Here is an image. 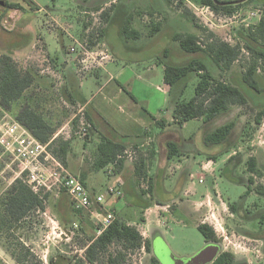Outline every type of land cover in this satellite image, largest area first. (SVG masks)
Returning a JSON list of instances; mask_svg holds the SVG:
<instances>
[{"label":"rangeland","instance_id":"1","mask_svg":"<svg viewBox=\"0 0 264 264\" xmlns=\"http://www.w3.org/2000/svg\"><path fill=\"white\" fill-rule=\"evenodd\" d=\"M0 1L3 2L0 4V53H9L20 67L30 69L37 77L33 87L24 93L17 105L9 111L0 108V122L15 120L19 107L29 102L56 127V136L72 137L71 150L67 155L68 166H65L67 170L77 176L84 173L97 182L94 187L98 193L104 194L105 206L109 211H113L115 217L135 225L143 238H146L147 230L150 231V253L144 248L128 251L125 264H151V257H155L159 264H173L172 257L190 258L208 244L218 247L217 255L223 251L232 252L236 264H264V222L259 219L264 212V198L253 190L258 185L264 186L263 60L257 61L255 79L259 91L243 83L240 85L249 99L247 105H233L210 122L200 118L187 121L182 128L173 126V130L184 138L178 141L192 145L184 156L169 158L164 168L159 169L157 163L152 168L154 174L161 171L160 179L157 176L160 180L159 190L154 194L158 199L145 196L159 210V215L151 213L145 222L141 219L145 206L140 205L132 193H128L126 199L124 193L121 197L106 194L107 187L116 176L108 171L112 166L98 171L92 169L102 136L99 130L96 132L89 128L88 135L80 136L81 127L86 124L82 115L84 106L78 100L70 102L64 96L65 91L70 93L72 88H77L75 85H79L84 72L95 70L96 74L87 75L88 84L83 91L88 99L94 95L93 104L102 103L104 112H112L122 121L132 114L127 106H122L123 114H118L117 99L111 103L115 109L114 106L109 109V100L103 99L105 91L97 93V80L103 84L108 76L113 78L108 87L110 90L119 88L115 83L118 81L122 100L129 98L127 91L131 90L135 96H149L154 107L164 96L157 87L166 88L161 62L180 65L196 56L181 51L178 42L172 39L175 33H194L201 40L205 36L204 29H209L222 40L234 44L238 41L239 28L257 23L262 14V5L252 2L237 8L231 15H223L214 14L196 0H183V5L189 8L194 17L191 20V16L178 7L179 0H32L33 8L26 0ZM12 3H18L19 7H11ZM95 6H100V10H94ZM105 10L113 16L109 17V24L101 17ZM128 14L131 15L130 27L140 32L142 41L138 38L137 41L130 39L125 42L119 35V22L122 16ZM155 22L161 23V28L150 36V27ZM104 27L105 32L101 35L100 28ZM140 41L149 42L150 47L129 49ZM78 42L85 43L93 52H107L109 59L102 61L100 66L84 69L79 61L80 55L69 50ZM110 49L115 54V63L109 68L111 73L108 75L104 68L114 58ZM166 49L168 52L165 56ZM197 56L202 57L201 54ZM252 60V54L242 50V55L228 71H221L210 59H206V62L216 77L237 84ZM76 61L79 81L74 77L73 67L70 68ZM148 72L152 74L147 75ZM146 79L151 84L140 81ZM131 80H136L133 87ZM129 82L130 85H127ZM138 82L147 84L146 90ZM185 82L181 98L187 100L194 95L198 77L192 74ZM173 91L170 98L174 99L181 91L179 88ZM259 112L262 114L258 122ZM132 116L138 117L135 114ZM75 118L77 121L73 123ZM230 122L233 128L225 141L214 145L204 143L206 133ZM156 127L153 126V129ZM122 140L128 141L126 138ZM143 141L144 146L138 148L144 152L152 149L149 139ZM134 146L138 145L128 144L123 155L131 166L136 158ZM251 156L256 158L260 175L248 170L247 160ZM207 162L209 165L202 168V163ZM131 169L125 172L126 177H132ZM18 171L19 162L0 147V195L16 178ZM249 177L253 178L252 183H249ZM248 186L251 190L242 197ZM139 188L147 190L146 181ZM40 193L46 194L45 210L31 212L13 229L0 232V247L9 254L15 253L21 264H90L84 258V246L89 243V238L96 237L93 217L68 207L54 192ZM157 201L174 202L164 208L165 204L157 207ZM193 201L200 203L198 205ZM233 203L237 204L234 213L229 208V204ZM213 218L219 219L221 224L214 230L219 241L208 243L195 223L211 225ZM114 249L115 246L110 248L111 251ZM0 264L7 263L0 257ZM94 264L106 263L98 260Z\"/></svg>","mask_w":264,"mask_h":264},{"label":"trees","instance_id":"2","mask_svg":"<svg viewBox=\"0 0 264 264\" xmlns=\"http://www.w3.org/2000/svg\"><path fill=\"white\" fill-rule=\"evenodd\" d=\"M236 1L239 0H196L199 5L208 7L214 14L223 15H231L237 8L252 2L256 5H262V14L257 23L239 28L237 30L238 41L234 44L222 40L209 29H204L205 36L201 40L194 33H175L172 36V39L178 42L181 51L188 55H196L180 65L161 62L164 67L163 80L169 86V94H173V90L176 88L181 91L174 99L172 98L173 124L180 126L187 121L200 118L204 122H210L233 105H247L249 99L240 88L242 83L259 91L255 78L258 67L257 61L259 59L264 61V0H246L238 3ZM26 2L30 7H34L32 0H26ZM10 5L11 7H19L18 3ZM178 7H182L183 13L191 16V20H194L189 8L183 5V0H179ZM94 10H100V6H95ZM101 17L106 22L109 21L110 14L105 10L101 13ZM130 20L131 15L128 14L121 30L125 40L138 39L140 37V32L130 27ZM160 28L161 23H152L149 35L152 36L157 33ZM104 30L105 27L100 28L99 33L103 35ZM242 50L252 54L253 60L240 76V83L236 84L221 80L208 68L206 59H210L221 71L230 70L234 62L242 55ZM166 52H168V49L165 50V56L167 55ZM199 54L202 57H198L197 55ZM96 73L97 71L95 70H88L84 72V75H94ZM192 74L198 77V82L194 87V95L187 100L182 99V89L186 86L185 81ZM36 80V74L28 68L20 67L9 53H0V108L6 111L11 110L13 106L17 105L24 93L33 87ZM64 96L70 102L72 100L76 102V99L84 105L82 115L86 124L89 125V129L99 130L96 123H103L105 126L109 125L106 122L104 123V120L95 119L94 114H90L89 107L87 108L85 105L86 100L80 97L77 88H72L70 93L65 91ZM261 114L262 112H259L257 116L258 122ZM15 120L28 128L39 141L48 143V149L51 154L64 166H68L67 155L71 150V136L69 138H64L60 135L56 136V127L48 122L42 113L38 112L29 102L19 107L15 114ZM73 121V123H76L77 118ZM156 122L162 126L167 123L163 118L156 120ZM232 128V122L215 128L205 134L204 143L206 145L221 144L227 139ZM101 136L102 138L96 148V157L92 169L98 171L112 166L113 173L120 172L124 164L123 155H125L126 144L122 140L117 139L118 137L115 138L104 134H101ZM134 147L136 149V158L133 165V175L137 180V185L140 186L146 181L148 188L147 190H140V200L143 201L141 197L151 193L152 189L151 178L147 175V167L150 160L154 157V150L150 149L144 152L138 146ZM167 147L168 159L177 155L178 146L175 142H169ZM247 165L250 173L254 175L261 174L254 156L247 160ZM24 175L22 174L21 177L15 178L0 195V232L13 229L18 223L24 221L31 212L45 210L46 194L33 192L25 181ZM79 177L85 184V174L82 173ZM248 181L252 183L253 178L249 177ZM254 189L258 195L264 198V186L258 185ZM250 190L251 188L248 186L242 197L247 195ZM61 195L66 196L65 193H60L59 196ZM229 208L234 213L237 210V204H229ZM76 211L79 212L78 210ZM259 219L264 222V212L259 215ZM196 228L206 242L219 241L211 225L200 222L196 223ZM89 239V243L84 246V258L90 264H94L98 260L106 264H125L128 251H135L141 248H144L148 253L151 251V242L143 238L137 227L117 217L100 235ZM112 246H115L113 251L110 250ZM10 255L14 257L16 262L21 264L15 253H10ZM151 264H159V262L155 257H151ZM209 264H236V262L232 252L223 251Z\"/></svg>","mask_w":264,"mask_h":264},{"label":"crops","instance_id":"3","mask_svg":"<svg viewBox=\"0 0 264 264\" xmlns=\"http://www.w3.org/2000/svg\"><path fill=\"white\" fill-rule=\"evenodd\" d=\"M110 16L113 18L112 15H110ZM125 18H126V15L122 16V18L119 22L120 28H119L118 32H119V35L121 36V38L125 42H127L130 40H125L123 38L122 32H121ZM110 22H111V20H109L108 24ZM139 39H141V37H139ZM135 40L137 41L138 39H135ZM141 41H142V39H141ZM141 41L138 44L134 43L132 45L133 47H130L129 49L140 50V49L147 48L149 46V44H148L149 42L145 41L144 43H141ZM110 52L114 58L104 68V70L107 72L108 75L111 73V72L109 73V71H108L109 68L115 63V54L113 53V51H111V49H110ZM69 64H70V62H69ZM72 64H73V62H72ZM77 65L78 64L76 61V63L73 64L70 68L73 67V69L75 71L74 77H75L76 81H79L78 74H77L79 69H77L78 68ZM163 70H164V67H163ZM146 74L150 75L152 73L148 72ZM87 77H88L87 75L82 76L81 80L79 81L80 82L79 85L76 83L75 86L77 87V90L80 94V97H82L83 99L86 100L85 105L87 108L89 107L90 114H92V115L94 114V117H96L97 120H99V119L104 120V123L106 122L107 124H109L108 126H105V125H103V123H101V124L96 123L97 127L99 128L98 132L100 134L108 135L111 137L112 136H114L115 138L118 137L117 139H120V140H122V138H126L128 141L124 142L122 140L126 144V146H127L126 148H128V144H132V143L138 145V147H142V146H144L143 139L144 140H147V139L150 140L152 150H154V157L150 160V162L148 164L147 175L151 178L152 189H151V193L146 194V196L153 197L155 200H157L158 197H154V194L157 192V189L159 190V187H158V184L160 182L159 173L161 171H158L157 174H154L152 172V168L155 166L156 163L158 164L159 169L164 168L167 165V162H168L167 144L169 142H175L177 144L178 153L176 156H184L185 151L188 152V150H190V146L192 145L189 142L186 143L185 141L180 143L181 139L184 140V138L179 136V134L176 130H173L174 129L173 126L176 124L172 123L173 122V119H172V107H173L172 104H173V102H172V98H170L171 96L169 94V86L165 83L166 88H163L161 86L157 87V90L160 93H162L164 96H162L160 98V100H158L155 103V106L152 107L151 104L153 102L149 96H145V97L135 96L132 94L131 90L127 91L129 93L128 94L129 98L122 100L120 98V93H121L120 91H122V90L120 88V85L118 84V81L115 82L117 84V86L119 87L118 89H116L114 87L112 90H110L108 88L109 85H111V82L113 81V78L111 76H108L109 78L107 80H105L103 84L100 83L99 80H97V86H98L97 93L99 94L102 91H105V95L103 96V99L106 101H107V99L109 100V103H107L109 105V109L111 106H114L111 103L113 100H116V99L118 100V103H117L118 105H116V111L118 112V114H120V113L123 114L124 109L122 106H127L129 109H131L132 114L128 115L129 118H125L122 121L121 119L118 118L117 115H112L113 114L112 112H110V113H106V111L104 112L103 111L104 105L102 103L97 102V103L93 104V101L95 99L94 95L89 99L85 96L83 88L86 84H88L87 83L88 81L86 80ZM91 77H93V76H91ZM140 81L150 83L149 79L140 80ZM130 82H131L132 87H133L134 83H136V80H131ZM130 82L127 83V85H130ZM138 84L141 87H143L144 90H146L147 84L144 83L145 84L144 85L142 82H138ZM150 92L151 91H147V93H150ZM165 93L168 94L169 98H168L167 94H165ZM113 108L115 109V106ZM133 114H135L138 117H133L132 116ZM163 114H165L166 116L164 117ZM130 116L133 118H131ZM122 118H124V117H122ZM162 118L165 119L167 122V123H165L164 126H162L156 122V120L162 119ZM185 123H183L180 126L177 125V127L182 128V127H184ZM153 126H155V127L157 126L156 127L157 129H153ZM96 132H97V130H96ZM178 140H180V141H178ZM129 158L131 160H133L132 156H130ZM202 164H203V165H201L202 168L203 167L205 168V166L209 165L208 162L202 163ZM128 165H129V167H127ZM133 165H134V161H133ZM133 165L131 166L129 164V162L127 161V159H124V164H123L121 171L117 172L115 174L117 176H120L124 180L123 193H124L125 199L127 198L128 193H132L133 196H135V198L139 200L138 203L140 205L145 206L144 207L145 209L142 213V218H141L142 221L145 222L147 220V216L149 214L153 213L154 215H159V210H157L156 207H153L151 205V203H149V201L146 200L145 195L141 197L143 201L140 200L139 194H140L141 189L139 188V185H137V180H136L135 176H133V175H132V177H126L125 176L126 175L125 172L127 171V169L129 168V172H130V169L131 168L133 169ZM157 176L159 179L157 178ZM96 183H95V181H93V179H91V177L89 178V176H87V175L85 176V184H86L87 188L94 193H98L94 187L96 185ZM162 190H164V189H162ZM60 198H61V199H59L60 201H63V203H66V205L68 207L69 206H70V208L72 207L71 203H70V199L67 195L66 196L61 195ZM172 202H174V201H172ZM172 202H169V203H172ZM193 202H195L198 205L200 203L198 201H193ZM126 203H127V201H126ZM169 203H162V202L157 201L155 203V205H157V207H160L158 205L165 204L163 206H164V208H166L167 206H169ZM104 209L106 211L107 210L109 211V209L105 205H104ZM111 209L113 210V208H110V210ZM79 212H86V211H79ZM193 213H195V212L193 211ZM127 223L132 224L130 222H127ZM142 226H144V225L142 224ZM147 229H148V227H146V230ZM147 232H148V234L146 236V239H148L150 241L149 229L147 230Z\"/></svg>","mask_w":264,"mask_h":264},{"label":"built area","instance_id":"4","mask_svg":"<svg viewBox=\"0 0 264 264\" xmlns=\"http://www.w3.org/2000/svg\"><path fill=\"white\" fill-rule=\"evenodd\" d=\"M75 44L69 50L80 55L79 61L84 69L100 66L102 61L110 57L107 52L104 54L89 50L85 43ZM88 128L87 124L81 127L79 132L81 137L88 134ZM0 147L19 162L16 178L25 174V181L33 192L49 191L57 195L65 193L75 210L89 213L96 222V236L100 235L115 219L113 211L104 209L106 202L104 194L90 191L79 176L70 173L57 158L51 155L48 143L39 141L18 121L13 119L0 122ZM108 171L113 172L111 168ZM199 181L201 182L202 179L200 178ZM123 184L120 176H114V182L107 187L106 194L121 197ZM210 223L215 231L221 225L217 218H213Z\"/></svg>","mask_w":264,"mask_h":264},{"label":"water","instance_id":"5","mask_svg":"<svg viewBox=\"0 0 264 264\" xmlns=\"http://www.w3.org/2000/svg\"><path fill=\"white\" fill-rule=\"evenodd\" d=\"M246 0H239L238 2H243ZM0 4H3L0 1ZM224 4V3H221ZM218 247L213 244H208L205 248L200 250L197 254L190 258H176L172 257L171 262L173 264H209L211 263L217 256ZM0 257L7 263V264H18L14 257H12L8 252H6L2 247H0Z\"/></svg>","mask_w":264,"mask_h":264}]
</instances>
